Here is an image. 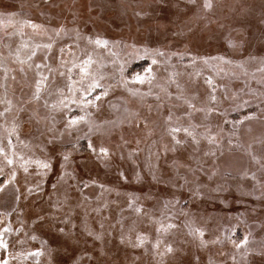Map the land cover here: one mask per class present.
<instances>
[{
    "label": "rangeland",
    "instance_id": "rangeland-1",
    "mask_svg": "<svg viewBox=\"0 0 264 264\" xmlns=\"http://www.w3.org/2000/svg\"><path fill=\"white\" fill-rule=\"evenodd\" d=\"M210 2L0 0V258L264 264V0Z\"/></svg>",
    "mask_w": 264,
    "mask_h": 264
},
{
    "label": "snow or ice",
    "instance_id": "snow-or-ice-1",
    "mask_svg": "<svg viewBox=\"0 0 264 264\" xmlns=\"http://www.w3.org/2000/svg\"><path fill=\"white\" fill-rule=\"evenodd\" d=\"M212 7V4L210 2V0H205V3H204V8L205 9H210ZM33 27H36L35 25H33ZM59 34V33H57ZM95 43L97 45H100L101 43H104L106 44L107 42L104 41H100V40H96ZM45 47H51V45H45ZM147 49H145V52L147 53ZM35 54V53H33ZM159 55H163V53H158ZM92 63V60H91V57L89 56L87 59H84L81 64L79 65H73V67H79V70H80V73H81V83L85 80L86 77H88L90 75V73L88 72V68L90 66V64ZM152 63L153 64H156L157 61L155 59L152 60ZM37 69H39L41 66L40 65H36ZM121 71V77H122V81L125 85H127V81L126 80H123V67H121L120 69ZM72 72V69L69 68L68 69V73H69V76H68V79L69 81H71V83L69 84L68 86V91L70 93H75L76 91H80L81 92V95L79 97V100L73 98L71 100L72 103H79L80 104V107H81V110L84 112V115H80V116H72L68 119L67 121V124L66 126L68 128H71L73 126H76L80 123H85L89 126V131H92L93 130V125H92V121H91V113L87 111L88 107L89 106H94V101L93 100H90V99H87L88 96L91 95V90L93 88H99L101 87L100 83L95 79V78H92V82L90 84H88L87 87H83V85L81 86V89L77 90L75 89V81H72V78H71V75L70 73ZM146 72V75H139L137 74L135 77H134V81L140 83V84H143L145 82H148L149 84L152 82V79H153V76H152V69L151 67H149L148 69L145 70ZM48 78L47 77H41L40 80H37L36 82V91H35V97L36 99H39L40 98V95H41V90H42V87L44 86L43 85V81L47 80ZM130 92H133V94H135V92L132 90V89H129ZM102 95H107V90H105ZM59 96L62 97L61 99H59L57 101V103L51 105V107L53 109H56V108H60L62 110L64 109H67L68 108V103H69V100L67 97L64 96V93L61 91L59 93ZM95 100H100V96H96L95 97ZM247 103V102H245ZM47 106V105H46ZM8 111V109L6 108L4 112H0V116H4L6 114V112ZM253 117H246L245 119H251ZM14 130V129H13ZM181 129L180 128H173L171 129L170 131L171 132H179ZM184 131L186 133H188L189 135H192L191 132H189L188 129H184ZM11 135V133H10ZM173 139L175 140V136H173ZM193 139L195 140V136H193ZM211 139V138H210ZM177 143H179V141H176ZM9 144H11V141L9 140ZM89 148H93V144L90 142L89 143ZM3 149H0V152H2ZM99 153L102 155V156H107L108 155V149H106L105 147H100L99 149ZM65 159H67V156H65ZM7 163L9 165H11L13 163V160L11 159H8L7 160ZM44 167L47 168L48 165L47 164H44ZM27 170V169H25ZM137 212L140 211V209H136ZM168 228H171L173 227V225H168L167 226ZM8 229H5V231H7ZM164 231H166L167 229H163ZM192 232L193 234L195 235H198L200 237H203V232L199 229V228H195V229H192ZM144 237H138V240H139V243L143 244L144 242ZM247 241H248V237L245 236L243 240L240 241V243L238 244H235V247L236 248H240L241 246H246L247 245ZM203 243V241H202ZM159 244V241H157V245ZM0 248H3L5 250H7L8 248V245L7 243H5V241L0 238ZM167 251L168 252H171L172 249L171 247H168L167 248ZM38 255V253H37ZM0 264H9V261L8 259L6 258H0Z\"/></svg>",
    "mask_w": 264,
    "mask_h": 264
}]
</instances>
